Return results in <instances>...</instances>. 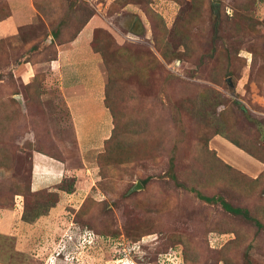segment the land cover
<instances>
[{"label":"rangeland","instance_id":"obj_1","mask_svg":"<svg viewBox=\"0 0 264 264\" xmlns=\"http://www.w3.org/2000/svg\"><path fill=\"white\" fill-rule=\"evenodd\" d=\"M91 19L78 52L85 68L99 59L109 102L73 108L113 116L111 132L91 121L82 149L102 145L81 160L69 109L44 95L51 61ZM3 21L0 264H264V0H0ZM37 150L79 170L34 189Z\"/></svg>","mask_w":264,"mask_h":264},{"label":"crops","instance_id":"obj_2","mask_svg":"<svg viewBox=\"0 0 264 264\" xmlns=\"http://www.w3.org/2000/svg\"><path fill=\"white\" fill-rule=\"evenodd\" d=\"M93 20L91 19L90 22L86 23L85 26L81 29L78 36L74 40V42L70 46L62 47L59 50L58 58L53 60L57 61L56 66H52L51 61V68L50 73L47 75V81L51 82L49 84L50 89L48 92L44 95V97H48L53 94L59 95L69 109L70 117L72 118V122L75 133H76V143L80 144V159H84L85 155L87 153H90V157L93 156V150L99 148L102 144H97L91 141V147L90 149H86L82 147V141L83 138L86 137L88 134V128H93L91 125L92 120H96L98 125H101V123H105V129L107 125H109V121L112 122V115L109 114L104 107V104L100 105V107L97 108H88L82 111V113H76L73 108L74 103H83V102H90V101H100L104 103V98L102 97V92L104 91V78L101 76L99 70H98V63L99 59H97L94 62V68L88 69L85 68V64H88L90 66L92 64V61L90 62H84L87 60L86 54H79V50L88 52L89 48L91 47L88 44L89 42V34L92 33V23ZM7 21H3L0 24V38L4 37V33L6 32L5 25ZM10 27V26H9ZM4 30V32H3ZM79 45V47H78ZM92 66V65H91ZM65 67H68V69H74L77 73V76L68 73L69 70H65ZM34 66H31L28 71L25 70V72L21 75V79L24 81L25 84L30 83L34 79ZM73 73V72H72ZM67 74V75H66ZM69 74V75H68ZM34 75V76H33ZM25 77V78H22ZM88 80H92L93 82H90ZM57 81V84H54L53 82ZM51 84H54V86L51 88ZM80 85L84 86L83 89H76ZM101 87V88H100ZM76 89V90H74ZM89 97V98H87ZM59 103V102H57ZM99 109V110H98ZM97 118V119H94ZM112 129V123L111 127L108 128V132H111ZM93 139L95 137L92 136ZM75 142V141H74ZM60 143V142H59ZM87 146V144L85 143ZM89 145V144H88ZM86 153V154H85ZM240 152L238 153L239 156ZM88 155V154H87ZM81 159V160H82ZM70 163H68L66 160L63 161L58 157H53L45 152L35 151L33 155V178H32V187L34 189H41L43 187H48L51 185H55L57 183H61L62 180L67 177V171L71 168H74ZM87 166V165H86ZM249 167V166H248ZM81 168V167H79ZM72 170H79L77 168H74ZM81 170V169H80ZM39 187V188H38ZM68 195V199L72 200L74 199L75 195L79 194V187H74V189L70 192L64 191ZM74 192V193H72ZM62 200V199H60ZM73 201V200H72ZM61 202H58V206H61ZM56 207V208H57ZM54 208V209H56ZM53 209V211H55Z\"/></svg>","mask_w":264,"mask_h":264},{"label":"trees","instance_id":"obj_3","mask_svg":"<svg viewBox=\"0 0 264 264\" xmlns=\"http://www.w3.org/2000/svg\"><path fill=\"white\" fill-rule=\"evenodd\" d=\"M78 34H79V32H78ZM77 34V35H78ZM57 56V52H56V54L54 55V57H56ZM35 67V66H34ZM33 81L34 80H32L30 83H28V84H26V85H29V84H31V83H33ZM107 102H109V100H108V97L107 96H105V100H104V103L105 104H107L106 106H108V103ZM113 116V115H112ZM234 144H236L237 146H240L241 148H244V147H242L241 145H240V142H238V141H235V140H231ZM249 153H251L250 151L251 150H248V149H246ZM37 151H40V152H45V153H47V154H49V155H51V156H53V157H58V155H54V154H52V153H49V152H47V151H44V150H37ZM59 158L61 159V160H63L62 159V156L59 154ZM64 161V160H63ZM172 161V162H171ZM170 170H169V173L171 174V176L172 177H175V156L174 157H172L171 158V160H170ZM147 181V179H144V180H142V182H144V184H145V182ZM182 185H184V184H182ZM61 189H64V188H61ZM64 190H66V191H68V192H70V191H72L73 190V187L72 188H67V189H64ZM197 193H198V196L200 197V198H202V199H204V200H206V201H208V202H220L221 203V205H222V207L224 208V209H226L227 211H229V212H232V213H234V214H237V215H241V216H243V217H245L246 219H249L250 221H254L258 226H260L261 227V222H260V219L258 218V217H256V216H253L251 213H250V211H249V209L248 208H246V207H242V206H233V205H231L226 199H224V197L223 196H221V195H207V194H204V193H202L201 191H199V190H197ZM59 195V194H58ZM58 201H59V199H58ZM56 204H57V202H56ZM53 206V205H52ZM84 231H90V232H93L92 231V229H85ZM80 236V235H79ZM82 236V235H81ZM80 236V237H81ZM95 239V238H94ZM72 239H70V241H71ZM79 241L81 240V238H79L78 239ZM71 242H73V241H71ZM71 242H69L68 243V245L66 244L65 246H64V248H63V250H62V252L61 253H64V254H66V255H68V254H71V253H75L76 252V250L74 249V247L76 246V242L75 243H71ZM71 245H74L73 246V249L71 250ZM65 255V256H66Z\"/></svg>","mask_w":264,"mask_h":264},{"label":"water","instance_id":"obj_4","mask_svg":"<svg viewBox=\"0 0 264 264\" xmlns=\"http://www.w3.org/2000/svg\"><path fill=\"white\" fill-rule=\"evenodd\" d=\"M18 97L20 98V96L18 95ZM140 186V184H138V186L137 187H139Z\"/></svg>","mask_w":264,"mask_h":264}]
</instances>
